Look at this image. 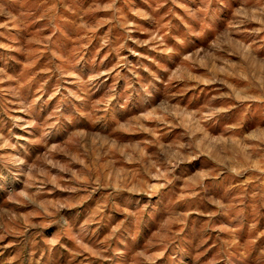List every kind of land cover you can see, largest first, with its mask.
<instances>
[{
    "label": "rangeland",
    "instance_id": "obj_1",
    "mask_svg": "<svg viewBox=\"0 0 264 264\" xmlns=\"http://www.w3.org/2000/svg\"><path fill=\"white\" fill-rule=\"evenodd\" d=\"M0 264H264V0H0Z\"/></svg>",
    "mask_w": 264,
    "mask_h": 264
}]
</instances>
